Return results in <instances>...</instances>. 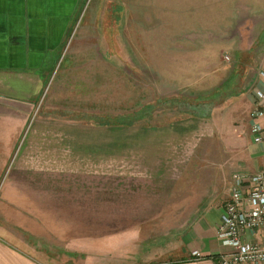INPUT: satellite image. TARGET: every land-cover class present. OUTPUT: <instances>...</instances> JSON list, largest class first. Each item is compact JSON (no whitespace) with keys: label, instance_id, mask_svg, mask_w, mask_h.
I'll return each mask as SVG.
<instances>
[{"label":"rangeland","instance_id":"obj_1","mask_svg":"<svg viewBox=\"0 0 264 264\" xmlns=\"http://www.w3.org/2000/svg\"><path fill=\"white\" fill-rule=\"evenodd\" d=\"M209 1L214 3L212 9ZM241 1L87 0L52 80L67 65L86 75L95 73L96 68L100 76L95 82L81 81L96 83V89L85 90L87 94L77 96V100L73 95L66 101L60 99L56 102L59 107H54L49 100L51 86L46 87L17 142L26 141L36 123L49 120L54 123L42 129L47 128L46 135L55 137L57 142L66 135L84 142L88 137L101 147L96 151H90L93 146L87 148L86 162L81 153L82 172L66 173L65 166L74 169L76 164L68 165V161L58 167L56 163L54 173L18 176L8 172L2 186L22 183L25 188L0 192L2 234L40 257L44 256V249H49L55 264L66 260V245L78 243L73 238L83 237L87 240L83 252L86 255L73 257L75 263L120 264L119 261H129L127 253L132 246L104 245L101 251H95L96 240L90 238L101 237V241L117 245L121 238L131 235L135 226L144 229L147 238H157L153 243L158 246L164 236L172 242L183 228L188 229L214 188L209 174L220 167L225 136L215 129L197 146L187 145L194 148L182 169L162 179L146 176L143 169L132 167V157L126 159L125 147L131 128L117 119L128 117L132 122L136 115L138 127L160 130L212 111H218L220 121H224L223 113L233 97L232 92L221 91L222 87L232 77L241 84L246 74L258 71V56L264 55V15L240 17L236 26L243 25L242 32L223 29L236 12L264 9V0H243L245 6ZM96 17V34L103 38L102 58L107 57V63H94L90 57L73 60L76 54L72 42L81 33L87 35L86 39L93 38L89 31ZM228 42L233 46L225 47ZM250 47L251 52H246ZM141 113L143 117H139ZM100 121L108 124L103 128L90 127ZM0 135L9 137L2 129ZM222 209L218 227L225 207ZM132 217L142 224L132 223ZM154 252L150 258H162V254ZM193 255L202 257V253ZM146 260L147 256L138 262Z\"/></svg>","mask_w":264,"mask_h":264},{"label":"crops","instance_id":"obj_2","mask_svg":"<svg viewBox=\"0 0 264 264\" xmlns=\"http://www.w3.org/2000/svg\"><path fill=\"white\" fill-rule=\"evenodd\" d=\"M86 1L0 0V133L2 129V132L9 136L0 135V192L23 191L25 188L22 183L2 186V179L8 172L18 176L28 173H54L55 164L57 163L58 167L59 163L64 164V161H68V165L69 162H72V165L73 162L76 163L74 169L65 166L66 173L82 172L84 169L80 167L81 162L83 163L80 159L81 153H84L82 159L86 162L87 148L93 146L90 151H96L101 147L92 143L96 141L95 139L88 137L84 138L86 140L84 142L79 141V137L66 135L57 139V142L55 137L46 135L47 128L42 129L54 123L49 120L36 123L26 141L19 144L17 142L23 135V129L31 122L32 113L46 87L51 86L49 100L53 101L54 107H59L56 102L60 99L66 101L70 95L75 99L80 95L85 96L87 93L84 91L87 89H96V83L81 82L88 79L95 82L100 76L96 68L94 72L97 74L86 75L75 70L72 65L70 67L67 65L60 74L55 75V81L52 80L76 29L77 16L81 15ZM212 4L214 3L209 1L210 9ZM241 4L245 6L246 2L242 0ZM244 15H264V9H257L252 13L236 12L233 21L223 28L225 32L234 30L242 32L243 25L239 24L238 27L236 25ZM94 21L89 31L93 33V38L86 39L87 35L81 33L73 44L71 43L76 54L73 60L90 57L94 58V63H98L97 61L99 64H103L104 61L107 63L108 58L104 55L105 60L102 58L103 38L96 34L97 17ZM261 33H264V29ZM228 46H233L232 42L226 43L225 47ZM251 48H245L246 52L250 53ZM259 59L261 60L258 71L246 74L241 84L237 83L235 77L224 82L221 91H230L233 97L223 113L224 121H220L218 111H212L208 115H193L191 119L169 125L167 129L162 127L161 130L154 129L155 127L142 128L136 124L123 125L131 128L125 139L126 159L132 157V167L143 169L146 176L163 179L166 175H175L182 169L184 161L190 158L194 148H188L187 145L197 146L203 137L213 135L215 129L218 134L225 136L224 157L219 159L220 167L213 169L209 174L214 188L208 195L206 203L200 206L190 227L183 228L180 236L176 235L174 241L170 242V237L164 236V241L157 243L156 246L153 242H156L157 238L153 239V236L147 238L144 236V229L134 226L131 235L121 238L122 242L119 241L117 245L111 241H101L103 239L101 237H91L90 239L96 240L95 251H101L104 245L132 246L127 253L129 261H119L120 264H219L220 256L229 253L231 249L219 241L217 230L222 208L230 199L232 175L236 171L248 174L264 171V103H258L253 93L256 87L264 88V80L260 76V68L264 66V55L261 58L258 56ZM236 84L239 85L238 88H235ZM255 111L261 114L256 116ZM255 122L262 127L263 138L260 142L256 141V135L251 131ZM106 124L108 123L100 121L90 127L103 128ZM97 153L100 157L103 156L99 149ZM106 160L109 159L106 157ZM132 223L142 224V221L136 219L133 221L132 217ZM73 239L79 241L65 246L63 253H66V262L59 264H77L73 257L86 255L83 253L86 252L84 250L87 247L86 238ZM136 245L138 247H135ZM152 248H156L159 255L162 254L161 259L150 258L154 252ZM44 250L46 251L43 252L44 256L40 257L24 245L8 239L0 231V264H55L52 262L50 250L47 248ZM195 251H200L202 257L194 256ZM146 256V261L138 262Z\"/></svg>","mask_w":264,"mask_h":264},{"label":"built area","instance_id":"obj_3","mask_svg":"<svg viewBox=\"0 0 264 264\" xmlns=\"http://www.w3.org/2000/svg\"><path fill=\"white\" fill-rule=\"evenodd\" d=\"M260 76L264 80V66ZM253 93L258 103H264V88L256 87ZM254 114L259 116L261 112ZM251 131L260 142L261 125L255 122ZM223 213L217 236L231 250L220 256L219 264H264V171L234 172L230 199ZM194 254L201 256L198 251Z\"/></svg>","mask_w":264,"mask_h":264},{"label":"trees","instance_id":"obj_4","mask_svg":"<svg viewBox=\"0 0 264 264\" xmlns=\"http://www.w3.org/2000/svg\"><path fill=\"white\" fill-rule=\"evenodd\" d=\"M218 94H215V96H217ZM136 115H134V116H132L133 117V119L134 120H132V122H131V120H130V118H128V117H119L118 119H117V122L118 121H120V122H122L123 124H135L136 122H137V119H136V117H135ZM144 116V113H141V115H139V117H143ZM130 120V121H129Z\"/></svg>","mask_w":264,"mask_h":264}]
</instances>
